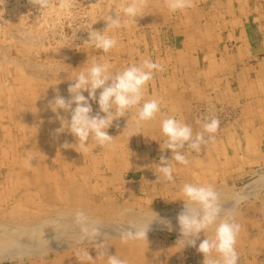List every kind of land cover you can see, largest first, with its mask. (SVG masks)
I'll use <instances>...</instances> for the list:
<instances>
[{"label": "rangeland", "instance_id": "1", "mask_svg": "<svg viewBox=\"0 0 264 264\" xmlns=\"http://www.w3.org/2000/svg\"><path fill=\"white\" fill-rule=\"evenodd\" d=\"M211 1L194 3L202 11ZM120 2L74 0L70 17L55 12L39 17L28 0L0 5V264H106V258L96 257L101 243L108 255L127 264H203L199 240L197 246L181 249L177 244L182 238L177 217L184 208L180 188L186 182L211 184L224 211L240 224L238 264H264V64L259 82L252 86L246 79V87L223 92L218 84L210 86V78L196 67L190 72L196 83H188V90L180 88V93L191 94L186 109L170 113L164 107L148 122L137 123L134 109L115 118L107 129L114 137L111 149L91 141L86 151L63 147L77 141L67 130L56 131L61 123L49 102L57 94L69 98L72 81L67 78L92 59H107L113 73L145 58L167 59L163 48L174 41L157 38V15L172 20L184 18L187 10L169 13L164 0H146L142 16L109 31L118 41L115 49L105 54L83 43L92 29L106 27L103 19L108 14L115 18ZM156 49H162L159 56ZM260 59L264 63L263 55ZM90 104L97 114L98 104ZM168 116L191 125L194 134L206 118L219 121L213 138L206 136L199 152L185 150L187 165L173 161L172 182L157 180L155 173L161 155L171 159V151L160 148V121ZM27 156L35 157L32 167L25 166ZM76 210L97 222L96 241L76 242L78 230L71 223ZM151 211L157 219L146 240L122 244L119 230ZM85 250L93 260L82 257Z\"/></svg>", "mask_w": 264, "mask_h": 264}, {"label": "clouds", "instance_id": "2", "mask_svg": "<svg viewBox=\"0 0 264 264\" xmlns=\"http://www.w3.org/2000/svg\"><path fill=\"white\" fill-rule=\"evenodd\" d=\"M5 0H0L3 5ZM36 6L42 17L46 13H63L72 15L75 7L74 0H28ZM169 13H176L194 6V0H164ZM146 6V0H121L115 10V18L109 14L103 19L106 27L102 31L91 30L88 39L83 42L107 54L117 47V39L109 35L111 29L127 27L129 22L136 21ZM2 10V9H0ZM38 17V18H39ZM162 65L150 59H143L140 63H131L113 73L112 64L107 59H92L71 78L72 83L67 91L69 98L56 95L49 102V108L57 114L61 127L57 132L67 130L76 138L75 145L64 144L63 147H76L86 151L89 142H94L100 148L111 149L114 137L107 129L113 120L127 115L135 110L137 123L152 121L161 110L159 99H145L147 84L153 79L154 72L162 71ZM99 95L97 96V90ZM87 92V97L83 94ZM90 101L98 104L99 112L93 115ZM62 110L68 116H60ZM100 113L104 115L101 116ZM219 127L215 117H208L201 123V130L195 134L191 125L184 123L174 116H168L160 121V131L164 138L161 151H171V159L163 155L156 164L157 180L173 181L175 171L173 161L179 165H187L185 150L199 152L201 145L206 143L205 137L210 140ZM34 156L25 158V166L32 167ZM181 200L184 208L177 217L181 239L177 242L179 249L185 245L197 246V251L203 255V264H238L239 256L236 249L240 224L224 211L217 191L211 184L186 182L180 188ZM152 212V211H151ZM157 219V215L142 214L126 223L127 229L119 230L122 244L138 243L146 240L150 225ZM71 223L78 230L76 242L95 240L100 235L97 222L84 210H76L71 214ZM165 227L169 222L162 220ZM203 233L204 238L200 239ZM176 244V245H177ZM100 251L96 257L106 258V264H127L117 255H108L103 243L96 246ZM85 260L93 258L88 250L82 252Z\"/></svg>", "mask_w": 264, "mask_h": 264}, {"label": "crops", "instance_id": "3", "mask_svg": "<svg viewBox=\"0 0 264 264\" xmlns=\"http://www.w3.org/2000/svg\"><path fill=\"white\" fill-rule=\"evenodd\" d=\"M195 3L183 11L184 18L167 20L157 15L160 33L157 38L174 41L171 47L163 48L167 59L156 58L155 62L162 65L163 70L154 73L156 76L145 90V99H159L160 111L164 107L170 113L186 109L191 94L189 91L180 93V88L188 90V83H196L195 76L190 73L195 72L196 67L197 72L206 73L210 78L208 84H218L221 92L229 87L236 91L246 87V79H250L253 86L262 78L264 0H213L207 2L202 11ZM160 51L162 49H156L155 55L159 56ZM185 71L188 72L180 76ZM174 98L175 102H170ZM177 101L175 107L166 106Z\"/></svg>", "mask_w": 264, "mask_h": 264}, {"label": "bare ground", "instance_id": "4", "mask_svg": "<svg viewBox=\"0 0 264 264\" xmlns=\"http://www.w3.org/2000/svg\"><path fill=\"white\" fill-rule=\"evenodd\" d=\"M43 221H44V220H43ZM39 226H40V225H39ZM33 232H34V231H33ZM35 232H36V231H35ZM0 236H1V235H0ZM16 238H17V237H16ZM20 239H21V238H20ZM1 241H2V240H1ZM24 245H25V244H24ZM20 246H21V245H20ZM22 246H23V245H22ZM22 246H21V247H22ZM23 247H24V246H23ZM4 252H5V251H4ZM11 252H12V250H11ZM3 255H4V254H3ZM5 255L7 256L8 254H5ZM5 255H4V256H5ZM16 255H17V254H16ZM8 256H9V255H8ZM9 257H10V256H9Z\"/></svg>", "mask_w": 264, "mask_h": 264}]
</instances>
